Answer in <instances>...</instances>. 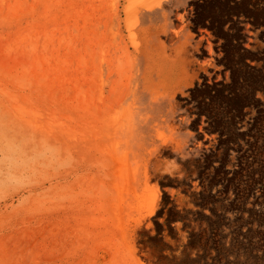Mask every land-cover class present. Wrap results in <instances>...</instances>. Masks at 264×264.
<instances>
[{
	"label": "rangeland",
	"instance_id": "374dc122",
	"mask_svg": "<svg viewBox=\"0 0 264 264\" xmlns=\"http://www.w3.org/2000/svg\"><path fill=\"white\" fill-rule=\"evenodd\" d=\"M160 1L0 0V264H264V0Z\"/></svg>",
	"mask_w": 264,
	"mask_h": 264
},
{
	"label": "bare ground",
	"instance_id": "6f19581e",
	"mask_svg": "<svg viewBox=\"0 0 264 264\" xmlns=\"http://www.w3.org/2000/svg\"><path fill=\"white\" fill-rule=\"evenodd\" d=\"M130 1V0H129ZM164 7H165V4H164V2H161L160 0H133V2H132V4H131V2L129 3V5H128V7H127V9H126V13H127V15L129 16V18L127 19V20H130V15H134L137 19H138V17H140V15L142 14V13H152V12H154L155 10H157V9H164ZM110 13H112V12H110ZM109 13V14H110ZM119 13V12H118ZM113 14V13H112ZM116 14H114V16H115ZM113 16V17H114ZM116 16H118V15H116ZM162 16H163V19H164V24H163V26H162V28H163V32H165V28H167L168 27V22H167V18H168V15H167V13H164V14H162ZM110 17H111V15H110ZM122 17V16H121ZM107 21V20H106ZM116 21V20H115ZM110 22V21H109ZM122 24V23H121ZM106 25L107 24H105V27H106ZM130 25V24H129ZM153 25V24H152ZM160 25V24H159ZM108 26V25H107ZM117 26V25H116ZM121 27V26H120ZM139 27V26H138ZM117 28H118V26H117ZM122 28V27H121ZM142 28V27H141ZM107 29V28H106ZM186 28H184V26L183 27H180V29L178 30V31H176L175 33H174V35H175V38L176 39H179L180 38V36L183 34V32H184V30H185ZM155 30V29H154ZM107 31V30H106ZM117 31V30H116ZM115 31V32H116ZM118 31H120V30H118ZM157 31V30H156ZM167 31V30H166ZM108 32V31H107ZM114 32V31H113ZM114 32V33H115ZM130 32V31H129ZM160 32V31H159ZM119 34H120V32H118ZM117 33V34H118ZM147 33V32H146ZM148 34V33H147ZM115 35V34H114ZM188 36V35H187ZM111 37H113V36H111ZM118 38V37H117ZM122 39V38H121ZM123 44H125V42L123 43ZM171 44V43H170ZM199 49V48H198ZM128 52V51H127ZM102 62V61H101ZM100 65V64H99Z\"/></svg>",
	"mask_w": 264,
	"mask_h": 264
}]
</instances>
